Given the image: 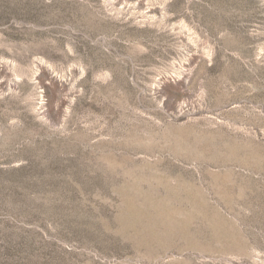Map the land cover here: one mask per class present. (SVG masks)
I'll use <instances>...</instances> for the list:
<instances>
[{
	"label": "rangeland",
	"instance_id": "obj_1",
	"mask_svg": "<svg viewBox=\"0 0 264 264\" xmlns=\"http://www.w3.org/2000/svg\"><path fill=\"white\" fill-rule=\"evenodd\" d=\"M0 264H264V0H0Z\"/></svg>",
	"mask_w": 264,
	"mask_h": 264
}]
</instances>
